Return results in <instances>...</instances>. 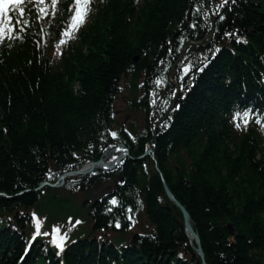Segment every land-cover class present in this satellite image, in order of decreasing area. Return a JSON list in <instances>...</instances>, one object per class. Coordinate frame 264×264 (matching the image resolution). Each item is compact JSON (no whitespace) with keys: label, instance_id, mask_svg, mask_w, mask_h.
<instances>
[{"label":"trees","instance_id":"16d2710c","mask_svg":"<svg viewBox=\"0 0 264 264\" xmlns=\"http://www.w3.org/2000/svg\"><path fill=\"white\" fill-rule=\"evenodd\" d=\"M71 1L56 28L31 11L23 38L0 46V192L10 196H0V264H19L32 211L48 230L69 217L76 225L68 227L63 257L40 236L24 264H202L157 164L191 214L209 264H264V123L238 128L233 121L245 107L264 112V0H237L213 23L206 6L197 10L199 0H94L56 53ZM233 29L244 41L224 35ZM180 34L193 43L180 49L188 59L195 63L203 52L210 62L191 72L194 83L185 76L181 107L162 127L176 96L168 91L178 88L155 80L172 70ZM172 78L180 83L178 68ZM118 97L127 118L117 113ZM151 141L157 163L151 155L128 158L110 174L36 191L119 143L137 158ZM118 177L119 203H109L113 191L98 199Z\"/></svg>","mask_w":264,"mask_h":264},{"label":"snow or ice","instance_id":"6c2138e0","mask_svg":"<svg viewBox=\"0 0 264 264\" xmlns=\"http://www.w3.org/2000/svg\"><path fill=\"white\" fill-rule=\"evenodd\" d=\"M237 0H199V3L197 4V10H199L201 5L206 6L209 11L207 15L205 16V19L208 20V23H213L214 21L211 19V17H216L219 20H224L225 15L221 11L226 5L235 4ZM24 0H0V41L5 40L6 38H23L20 35V31L24 29L25 25L29 24V20L23 18L26 15V9L23 7ZM58 3V0H50L51 8L54 12L55 7ZM40 4H45V0H40ZM91 4V0H72V3L67 6V11L69 13V23L67 26L63 27L62 32L59 34L60 36H71L72 33H74L80 25L85 21L89 5ZM46 7L48 5H45ZM39 11L41 13H44V15H47V13L44 12V8H40ZM15 12L16 15H13L12 13ZM198 27V24L192 23L191 28L196 29ZM26 30V29H24ZM224 35L227 36H235L237 43L244 41L243 36H239L237 34V30L233 29L232 32H225ZM185 36L180 34L178 35L176 44L174 45L175 50L179 52V55L175 57V63L172 65L174 68L179 69V80L180 83L178 85V88L183 89L184 88V78L185 76L189 77V80H191L194 83V78L190 75L193 70L196 72H203L206 65L210 62L208 56H205L203 52L200 54V59H198L195 63H193L190 59H188L185 56V53L181 51L180 49L189 47L190 44H185ZM246 42V41H245ZM65 40L60 39L59 44H64ZM170 45L172 44V41L168 42ZM207 47L206 45L204 46ZM173 47H169L166 49L167 53H173ZM219 48H214L209 50V55H214L215 53L219 52ZM161 64L166 63L164 60L158 61ZM171 72L169 71L167 76L161 75L158 76L155 80L156 85H166L168 81L171 79ZM246 87V85H245ZM186 94V93H184ZM155 95V93H153ZM169 96H175L176 95V89H170L168 91ZM153 104L156 103L155 100L152 101ZM181 105L179 103H176L172 105L168 111L171 113L172 111H175L176 109H179ZM172 116L169 114L167 115L164 120L161 123L162 127H169L170 123L169 121L172 120ZM258 123H264V112H262L259 109H255L254 106L245 107L241 111H236L233 115V121L235 122L236 127H241V124L247 125L250 122ZM111 136L116 137L118 135L117 132L109 130ZM129 135H131L129 133ZM135 139V137H133ZM120 150V149H118ZM123 151H127V149H123ZM75 155V154H74ZM113 160H117V157L113 155L111 157ZM49 177L52 176L51 170L47 173ZM123 182V181H121ZM107 195V193H106ZM110 203L112 205H117L119 201L117 200L116 195H112L110 197ZM131 211V208H129V212ZM34 217L36 216L35 213L32 214ZM131 218V217H129ZM70 220L72 218H69ZM79 223V221H77ZM117 227H119V221L116 222ZM54 227V233H60L61 230L59 226H53ZM35 234L33 235V239L36 238V235H39L41 232V222L40 219L37 218L36 225H35ZM45 235H49V233H44ZM67 239V234L62 233L60 235H55L53 239L54 244H58L59 248L62 250L65 245L63 243L64 240ZM223 255V253H221Z\"/></svg>","mask_w":264,"mask_h":264},{"label":"water","instance_id":"95a60500","mask_svg":"<svg viewBox=\"0 0 264 264\" xmlns=\"http://www.w3.org/2000/svg\"><path fill=\"white\" fill-rule=\"evenodd\" d=\"M104 162L101 161L99 163H94L90 166V169H93L95 166H101L103 165ZM114 166V164H110L108 165V167H112ZM164 180V186H165V190L167 192V195L169 196V198L176 203V205L181 209L183 216H184V221H185V227L188 231V234L193 236L196 239L197 242V251L198 253L201 255V257L203 258V264H208L206 261V256H205V252L203 250L202 244H201V240H200V236L199 234L195 231L194 227H193V223H192V216L189 213V211L187 210V208L176 198V196L174 195V193L172 192L171 188L169 187V185L167 184V181L165 179Z\"/></svg>","mask_w":264,"mask_h":264},{"label":"rangeland","instance_id":"374dc122","mask_svg":"<svg viewBox=\"0 0 264 264\" xmlns=\"http://www.w3.org/2000/svg\"><path fill=\"white\" fill-rule=\"evenodd\" d=\"M124 101L125 99L123 97H120L119 99H117V113L118 115L122 113L121 109L122 107H124Z\"/></svg>","mask_w":264,"mask_h":264}]
</instances>
